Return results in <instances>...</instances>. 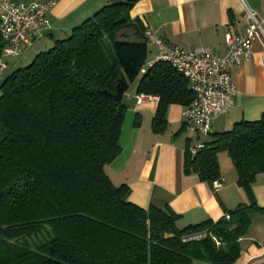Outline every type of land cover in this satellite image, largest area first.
Masks as SVG:
<instances>
[{
	"label": "trees",
	"instance_id": "obj_1",
	"mask_svg": "<svg viewBox=\"0 0 264 264\" xmlns=\"http://www.w3.org/2000/svg\"><path fill=\"white\" fill-rule=\"evenodd\" d=\"M137 0H106L64 38L12 70L0 83V264H234L254 215H264L251 183L264 171V114L212 133L184 172L213 183L226 151L249 200L216 220L178 227L168 206L142 207L114 184L105 165L121 151L123 98L155 95L153 129L170 103L188 105V80L172 65L146 66V27L132 18ZM132 29L136 40L117 38ZM4 42L0 35V61ZM47 237L30 247L27 237ZM199 238H186L193 234Z\"/></svg>",
	"mask_w": 264,
	"mask_h": 264
},
{
	"label": "crops",
	"instance_id": "obj_2",
	"mask_svg": "<svg viewBox=\"0 0 264 264\" xmlns=\"http://www.w3.org/2000/svg\"><path fill=\"white\" fill-rule=\"evenodd\" d=\"M45 1V0H14ZM106 0H57L48 11L51 27L37 36L24 50L23 56L5 63L2 73H10L22 62L51 47L72 28L91 16ZM244 3L264 18V0H137L130 9L132 18L154 31L166 43L185 49L205 47L212 53L226 51V37H238L245 28ZM127 35H133L130 29ZM26 52V54H25ZM28 52V53H27ZM155 48L148 47L147 60ZM264 38L253 42L250 60L230 66L237 92L234 106L216 116L208 135L188 132L184 126V105L170 103L162 130L153 129L158 99L144 98L137 102V84L124 95V119L119 135L120 153L104 167L112 182L126 184L128 198L148 207L168 206L178 214L182 228L206 219L216 220L240 202L249 200L248 193L237 182V172L220 169L222 185L215 190L212 183L200 179L195 172H184V151L191 141H205L212 133L232 128L241 120H256L264 114ZM7 73V74H8ZM186 130L187 132H185ZM256 202L264 206V171L251 183ZM241 249L234 264H264V215H254L247 234L240 238ZM194 264H207L198 260Z\"/></svg>",
	"mask_w": 264,
	"mask_h": 264
},
{
	"label": "built area",
	"instance_id": "obj_3",
	"mask_svg": "<svg viewBox=\"0 0 264 264\" xmlns=\"http://www.w3.org/2000/svg\"><path fill=\"white\" fill-rule=\"evenodd\" d=\"M57 0L14 1L0 0V35L4 45L3 56H20L44 30L51 27L48 11ZM245 28L238 37L227 35L226 51L223 54L212 53L205 47L185 49L179 45L168 44L149 28L143 36L147 46L155 48L154 57L147 60L141 68L157 61H165L180 72L189 83L193 92L192 101L184 107L185 129L197 135H208L214 118L229 112L234 106L237 92L230 66L248 61L253 55V42L257 37L264 38V18L244 3ZM264 64V61H262ZM5 63L0 61V72ZM137 102L155 95L136 94ZM204 147V142L196 141L189 145L191 154ZM223 182L220 177L212 185L217 190ZM203 234H193L186 238H199Z\"/></svg>",
	"mask_w": 264,
	"mask_h": 264
},
{
	"label": "rangeland",
	"instance_id": "obj_4",
	"mask_svg": "<svg viewBox=\"0 0 264 264\" xmlns=\"http://www.w3.org/2000/svg\"><path fill=\"white\" fill-rule=\"evenodd\" d=\"M128 30H130V29H123V30L119 31L117 33V38L118 39H123V40H136L137 36H135V35L134 36L133 35H127L126 32ZM45 49H48V48H45ZM23 54H24V52L20 56H23ZM25 54H26V52H25ZM20 56H3V57H4V61L6 60V61H9V62L12 63V61L14 59H16L17 57H20ZM34 56H32V58H30L29 60H27L25 62H22V64H20V65L23 67V66L29 64ZM8 72L9 71H6L4 73L0 72V83L2 81V78L5 75H7ZM133 85H134V81L130 84V88L129 89H131ZM0 95H1V90H0ZM184 131L187 132L186 130H184ZM192 134H194V133H192ZM202 136H204V135H202ZM217 158H218L219 169L222 170V173H224L223 170L228 172L229 174H230V172L231 173L235 172V167H234L232 158L227 154L226 151H220L218 153V157ZM26 237H27L26 239H27L30 247L34 248L35 244H37L38 242L44 240L47 237V230L44 229V230L38 231L37 233L32 234L30 236H26Z\"/></svg>",
	"mask_w": 264,
	"mask_h": 264
}]
</instances>
